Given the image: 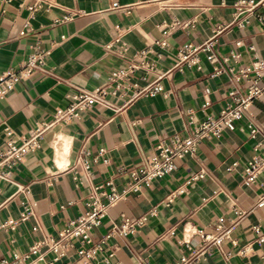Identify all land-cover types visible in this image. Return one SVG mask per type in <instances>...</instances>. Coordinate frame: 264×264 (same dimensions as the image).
<instances>
[{"label": "crops", "instance_id": "1", "mask_svg": "<svg viewBox=\"0 0 264 264\" xmlns=\"http://www.w3.org/2000/svg\"><path fill=\"white\" fill-rule=\"evenodd\" d=\"M113 1L120 6L113 7ZM236 1L41 0L30 18L29 7L37 0H0V76L37 47L48 52L51 69L20 80L0 97V159L9 130L24 135L50 121L56 108L67 104V93L97 86L109 90L107 106L94 104L78 118L55 123L41 145L14 165L11 181L0 177V262L29 263L33 255L17 262L14 255L56 237L84 213L94 186L122 191L131 171L156 152L159 142L188 135L207 116H217L233 85L245 91L254 78L264 82V69H255L257 59L264 60V0H254L258 7L238 16ZM213 38L211 51H200L197 63L172 68L184 43ZM160 39H166L165 47L156 44ZM148 46L158 69L167 71L163 89L153 95L141 91L154 73L139 69L126 81L111 78L114 69ZM210 52L217 60H210ZM242 70L247 75L236 78ZM250 122L260 128L254 135ZM83 149L90 152L85 155L90 174L77 161ZM257 153L264 154V92L234 129L225 127L220 136L202 140L171 172L113 203L92 231L95 241H103L95 257L77 263L72 251L56 264H179L198 248L196 230L214 231L219 217L225 225L235 222L231 236L222 250L214 247L196 264H264V240H259L264 202L258 204L264 172L249 181L245 170ZM202 169L206 175L193 179ZM179 187L185 191L168 203ZM123 215H147V220L126 235L113 233ZM53 257L46 252L41 264Z\"/></svg>", "mask_w": 264, "mask_h": 264}, {"label": "built area", "instance_id": "2", "mask_svg": "<svg viewBox=\"0 0 264 264\" xmlns=\"http://www.w3.org/2000/svg\"><path fill=\"white\" fill-rule=\"evenodd\" d=\"M37 3L31 5L30 18H34L37 10ZM259 5L258 1L254 0H237L235 2L236 14L253 12ZM112 6L117 8L120 6L118 1H113ZM69 13L67 17H71ZM245 19L244 22H247ZM244 24V23H241ZM216 40L213 38L202 44H194L191 42L184 43L179 51L178 57L172 68L179 67L183 64L193 65L198 62V53L202 50L210 49ZM160 47L167 45L166 39L156 41ZM112 43L108 44L110 47ZM254 56L258 53L255 51ZM153 47L148 46L138 52L135 59L123 67L116 68L111 73V78L118 82L130 79L136 70L144 69L149 73L155 74V79L142 89L141 92H147L151 95L161 91L163 85L161 79L167 75V71H161L157 67V63L150 57L153 52ZM47 51L37 47L30 53L27 59L19 64L18 67H10L6 69L0 76V97L4 96L11 90L20 80L28 79L34 74L50 73L51 69L47 62ZM210 60H217L216 56L210 52ZM255 69L260 73L264 69V60L257 59ZM248 70H242L236 76L240 78L242 75H247ZM109 92L108 88L97 86L92 89H81L76 92L66 94L67 104L56 108L53 117L50 121L39 122L35 127L31 128L27 134L17 135L14 130L8 131L6 145L1 151L0 164L7 167L6 170H0V177L11 181L10 173L14 165L23 161L29 151L38 148L48 129L55 123L69 121L81 116L87 108L94 104L107 106L109 104L106 97ZM264 92V82L259 79H252L247 85L245 91H242L237 85H233L229 92L230 101L223 107L217 116L209 115L203 119L194 131L185 136L175 135L169 141H161L157 144L156 152L144 163L131 171V180L122 191H117L113 186L111 190H101V185L94 186L88 195L87 210L76 219L70 221L56 237H50L43 241L37 242L27 253L23 255L15 254L14 262H17L20 257L28 258L31 255L34 258L27 264H41L44 260L46 252L54 253V257L49 264L56 262L64 257H68L73 251L76 254V262L86 261L96 256L99 250L103 248V241H95L92 231L99 225L103 217L108 213L109 207L118 200L125 198L130 192L141 191L145 186H148L155 178L163 176L171 172L178 158L184 157L187 154H195L198 144L205 139H211L221 135L225 127L234 129L236 122L244 115L250 113L251 106L254 100ZM249 128L254 135L260 128L249 123ZM259 145L255 146L258 149ZM90 152L83 149L82 154L78 156V162L82 164L84 169L90 174L91 163L86 159L85 155ZM236 164V163H234ZM247 180L254 181L261 173L264 172V154H255L250 158L245 165ZM206 175V171L202 169L193 179L201 178ZM93 176V175H91ZM108 184L113 185L111 181ZM185 191L184 187H179L169 194L167 202L170 203L177 195ZM106 200H103L102 197ZM264 202V195L258 204ZM29 212V211H28ZM27 216L23 214L22 218ZM147 220V215H123L119 222L114 223L112 232L119 234H128L142 225ZM14 219L8 222L13 223ZM235 222L231 221L229 225L224 224V217H219L214 231L198 228L196 234L198 236V248L193 251L190 257L183 258L179 264H196L198 258L205 252L212 250L214 247L222 250L223 241L231 236ZM259 229L258 226L256 227ZM259 240H264V235L259 237ZM45 246V251L41 247ZM240 254L246 253L245 249L239 251ZM230 255V252H227ZM9 261L3 259L0 264H8ZM76 264V263H75Z\"/></svg>", "mask_w": 264, "mask_h": 264}]
</instances>
